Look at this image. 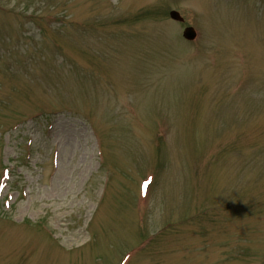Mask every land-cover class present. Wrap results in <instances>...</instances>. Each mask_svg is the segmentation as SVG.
Returning <instances> with one entry per match:
<instances>
[{
	"label": "rangeland",
	"instance_id": "1",
	"mask_svg": "<svg viewBox=\"0 0 264 264\" xmlns=\"http://www.w3.org/2000/svg\"><path fill=\"white\" fill-rule=\"evenodd\" d=\"M5 165L0 264H264V0H0Z\"/></svg>",
	"mask_w": 264,
	"mask_h": 264
},
{
	"label": "water",
	"instance_id": "2",
	"mask_svg": "<svg viewBox=\"0 0 264 264\" xmlns=\"http://www.w3.org/2000/svg\"><path fill=\"white\" fill-rule=\"evenodd\" d=\"M170 16L172 17V18H174V19H177V20H181L182 18H181V16L179 15V13L177 12V11H175V10H171L170 11ZM188 32H189V28H186V30H185V34L188 36Z\"/></svg>",
	"mask_w": 264,
	"mask_h": 264
}]
</instances>
